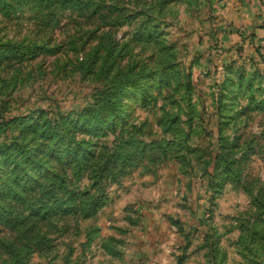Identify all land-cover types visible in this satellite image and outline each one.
Returning <instances> with one entry per match:
<instances>
[{
	"label": "rangeland",
	"instance_id": "1",
	"mask_svg": "<svg viewBox=\"0 0 264 264\" xmlns=\"http://www.w3.org/2000/svg\"><path fill=\"white\" fill-rule=\"evenodd\" d=\"M263 24L264 0H0V121L94 106L117 124L77 135L124 155L98 185L52 159L107 195L90 215L23 222L0 180V264H264Z\"/></svg>",
	"mask_w": 264,
	"mask_h": 264
},
{
	"label": "trees",
	"instance_id": "2",
	"mask_svg": "<svg viewBox=\"0 0 264 264\" xmlns=\"http://www.w3.org/2000/svg\"><path fill=\"white\" fill-rule=\"evenodd\" d=\"M115 102V98H108L104 104L112 110ZM46 110L43 106L34 107L15 115H5L0 121V124L9 121H28L31 124L28 127L33 133L31 136L0 142V180L4 194L18 195L16 199L28 191L35 195L33 201L25 198L27 211L21 217L23 222H29L28 218H46L53 212L71 211L78 207L90 215L106 203L107 195L103 191L94 193L89 188H81L69 174L60 172L53 165V158L70 166L76 178L85 171H92V185H98L103 178L117 176V168L111 166L110 159L114 161L124 157L119 150L113 158L99 157L101 152L94 147L97 140L77 135L79 130L96 135L108 126L113 129L117 124L114 114L108 116L89 105L75 113L57 110L54 117L49 116ZM38 137L39 141H33ZM114 140L112 146L117 148L120 142ZM3 210L1 208L0 212L5 214ZM6 216L11 221L16 219V216Z\"/></svg>",
	"mask_w": 264,
	"mask_h": 264
}]
</instances>
